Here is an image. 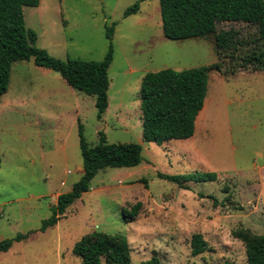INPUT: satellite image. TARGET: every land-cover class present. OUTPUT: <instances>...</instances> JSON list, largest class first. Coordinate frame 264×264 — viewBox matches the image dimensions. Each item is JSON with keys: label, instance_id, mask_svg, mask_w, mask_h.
Instances as JSON below:
<instances>
[{"label": "rangeland", "instance_id": "374dc122", "mask_svg": "<svg viewBox=\"0 0 264 264\" xmlns=\"http://www.w3.org/2000/svg\"><path fill=\"white\" fill-rule=\"evenodd\" d=\"M135 1L40 0L24 7L35 46L61 60H102L108 48L105 26L115 22L113 61L108 106L100 119L95 97L73 89L57 72L32 59L12 64L8 90L0 96V240L27 237L0 252V264H83L72 248L94 230L126 236L131 264L152 255L161 264H247L245 245L233 232L264 234V69L239 67L245 54L261 47L254 42L256 26L217 23V31L236 29L244 44L232 59L222 52V71L208 72L193 136L158 145L142 136L144 74L203 67L218 56L213 36L166 38L159 0H144L124 17ZM78 122L89 145L99 142L100 132L109 143H140L142 161L99 170L89 191L41 231L57 196L82 174ZM210 171L215 180L184 181L189 189L158 176ZM136 202H141L138 215L126 221L122 208ZM194 233L207 242L195 256Z\"/></svg>", "mask_w": 264, "mask_h": 264}, {"label": "trees", "instance_id": "16d2710c", "mask_svg": "<svg viewBox=\"0 0 264 264\" xmlns=\"http://www.w3.org/2000/svg\"><path fill=\"white\" fill-rule=\"evenodd\" d=\"M40 0H0V96L8 90L11 66L18 60L32 59L39 67L57 72L73 89L95 97L97 118L100 119L108 106V69L113 60V32L115 22L105 26L108 48L100 61L66 58L61 60L35 46L36 33L25 25L23 9L36 7ZM136 0L123 13L124 17L135 14L140 8ZM163 35L170 40L213 36L218 61L203 67L175 70L164 68L146 72L142 77L139 96L142 110V136L146 142L162 145L171 140H186L195 132V121L203 108L208 86V72L222 71L220 55L230 52V58L244 40L234 28L216 30L218 22H244L255 25L257 35L253 52L245 54L239 67L250 71L264 69V0H159ZM226 55V54H225ZM234 73V71H233ZM79 147L83 159L82 174L71 189L60 193L52 206L51 215L42 220L39 228L44 231L55 225L68 206L89 191L90 182L97 172L106 167H134L142 161V145L136 142L109 143L103 132L99 142L89 145L78 122ZM158 176L178 187L189 189L184 181L215 180L216 172L194 175L158 173ZM201 196H203L201 194ZM207 197L214 198L210 195ZM141 202L123 207L126 221L138 215ZM245 245L247 264H264V234H253L248 229L233 232ZM17 234L0 240V252L8 251L13 242L26 238ZM191 254L206 250L207 242L200 233L190 239ZM72 252L83 264H131L130 247L126 236L94 230L75 242ZM139 264H161L156 255ZM222 264H238L225 260Z\"/></svg>", "mask_w": 264, "mask_h": 264}, {"label": "crops", "instance_id": "0c3cea01", "mask_svg": "<svg viewBox=\"0 0 264 264\" xmlns=\"http://www.w3.org/2000/svg\"><path fill=\"white\" fill-rule=\"evenodd\" d=\"M113 61V60H112ZM112 63V62H111ZM111 65V64H110ZM50 70V69H49ZM198 117V116H197Z\"/></svg>", "mask_w": 264, "mask_h": 264}, {"label": "bare ground", "instance_id": "6f19581e", "mask_svg": "<svg viewBox=\"0 0 264 264\" xmlns=\"http://www.w3.org/2000/svg\"><path fill=\"white\" fill-rule=\"evenodd\" d=\"M201 121H202V120H201ZM201 121H200V122H201Z\"/></svg>", "mask_w": 264, "mask_h": 264}]
</instances>
